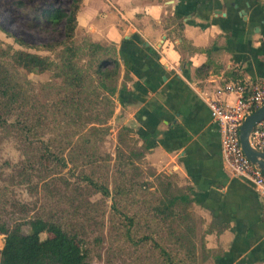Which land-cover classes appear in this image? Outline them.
Listing matches in <instances>:
<instances>
[{
    "label": "crops",
    "instance_id": "crops-1",
    "mask_svg": "<svg viewBox=\"0 0 264 264\" xmlns=\"http://www.w3.org/2000/svg\"><path fill=\"white\" fill-rule=\"evenodd\" d=\"M173 14L182 39L175 25L166 28ZM76 24V34L115 46L120 79L112 121L147 148L148 166L189 189L193 214L204 229L214 228L206 248L221 258L209 264H264V200L224 165L218 128L200 97L214 99L225 81L264 79L258 0H81ZM207 54L212 67L198 72Z\"/></svg>",
    "mask_w": 264,
    "mask_h": 264
},
{
    "label": "trees",
    "instance_id": "trees-1",
    "mask_svg": "<svg viewBox=\"0 0 264 264\" xmlns=\"http://www.w3.org/2000/svg\"><path fill=\"white\" fill-rule=\"evenodd\" d=\"M80 2L71 0L67 9L49 6L37 15L42 26L62 25L63 40L39 49L54 59L15 51L0 42L1 132L20 135V140L24 136L22 150L32 152L33 158L40 153L62 168L66 161L71 169L84 168L82 180L88 187L103 198L111 197V209L122 219L124 239L134 247L144 242L157 253L156 258H144L139 264H209L211 259L218 260L221 255L208 250L205 242L214 228L204 229L202 220L193 214L189 189L150 166L152 173L140 181L139 167L145 162L147 148L138 145L130 129L118 130L113 161L103 151L110 134L106 124L114 114L120 63L113 44L95 43L87 36L80 44L73 43ZM258 4L264 10V2L258 0ZM171 24L176 37L182 39L178 15L168 16L166 28ZM207 56L198 72L212 67ZM123 67L121 86L128 80L129 64ZM32 73L50 76L45 82L34 83L27 78ZM10 117H15L13 123L8 122ZM81 206L92 213L95 205ZM27 224V231L22 230V224L11 230L0 224L6 249L0 252V264H88L86 235L75 223L36 215ZM136 231L146 236L135 240L132 235ZM172 244L176 249H170Z\"/></svg>",
    "mask_w": 264,
    "mask_h": 264
},
{
    "label": "rangeland",
    "instance_id": "rangeland-1",
    "mask_svg": "<svg viewBox=\"0 0 264 264\" xmlns=\"http://www.w3.org/2000/svg\"><path fill=\"white\" fill-rule=\"evenodd\" d=\"M70 2L71 0H0V42L4 47L9 45L15 51L54 59V55L39 49L43 45L63 40L62 25L55 28L42 26L37 15L40 10L49 6L67 9ZM83 40V36L74 33L73 43L77 45ZM49 76L48 73H32L27 78L39 83L47 81ZM112 118L113 116L106 124L110 134L102 147L113 161L116 134L118 130L125 128L117 127ZM14 121L15 117L8 118L9 123ZM16 137L0 130V224H4L8 230L15 224H22V230L27 231L28 221L36 215L60 223H75L86 235L88 264H139L144 258L157 257L155 250L148 244L144 245L142 242L134 247L124 239L122 219L112 211L111 197L103 198L88 187L82 180L84 168L71 169L72 165L67 161L62 168L51 157L46 160L40 153H36L33 158L32 152L22 150L25 137L22 136V140L20 135ZM44 137L43 139H47V136ZM126 144L131 145L128 141ZM123 150L129 153L124 146ZM148 167L146 162L140 165V181L142 177L152 173ZM98 185H101L100 182ZM111 189L112 185L108 180L110 194ZM87 203L95 205L92 213L81 206ZM145 236L142 231H136L135 236L132 235L135 240ZM4 239L5 236L0 235L2 253L6 250ZM170 249H176V246L172 244Z\"/></svg>",
    "mask_w": 264,
    "mask_h": 264
},
{
    "label": "built area",
    "instance_id": "built-area-1",
    "mask_svg": "<svg viewBox=\"0 0 264 264\" xmlns=\"http://www.w3.org/2000/svg\"><path fill=\"white\" fill-rule=\"evenodd\" d=\"M216 93L214 99L200 97L218 128L223 163L231 174L249 181L264 200V174L246 159L239 145V128L244 118L264 105V79L225 81ZM219 95H231L233 100L221 101ZM250 145L264 154V120L254 126Z\"/></svg>",
    "mask_w": 264,
    "mask_h": 264
},
{
    "label": "water",
    "instance_id": "water-1",
    "mask_svg": "<svg viewBox=\"0 0 264 264\" xmlns=\"http://www.w3.org/2000/svg\"><path fill=\"white\" fill-rule=\"evenodd\" d=\"M163 41L164 38L160 44ZM262 120H264V105L244 118L239 128V145L246 159L264 174V154L254 150L250 145L251 132Z\"/></svg>",
    "mask_w": 264,
    "mask_h": 264
}]
</instances>
